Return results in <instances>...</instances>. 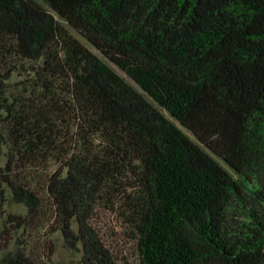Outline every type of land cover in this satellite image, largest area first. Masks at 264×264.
<instances>
[{
  "label": "trees",
  "instance_id": "trees-1",
  "mask_svg": "<svg viewBox=\"0 0 264 264\" xmlns=\"http://www.w3.org/2000/svg\"><path fill=\"white\" fill-rule=\"evenodd\" d=\"M101 212L138 264H264V0H0V264H119Z\"/></svg>",
  "mask_w": 264,
  "mask_h": 264
},
{
  "label": "rangeland",
  "instance_id": "rangeland-1",
  "mask_svg": "<svg viewBox=\"0 0 264 264\" xmlns=\"http://www.w3.org/2000/svg\"><path fill=\"white\" fill-rule=\"evenodd\" d=\"M66 26L70 29V31L75 34L76 36L80 37L84 43L95 53H97L100 56H103L102 53L96 49L95 46H93L90 42H88L85 38L79 36V34L69 27V25L66 24ZM117 71H119L122 75H127L115 64H112ZM128 78V77H127ZM129 79V78H128ZM181 127L189 133L196 141L197 138L184 126L181 125ZM58 167V164L53 163L52 168L55 169ZM7 214H24L27 212V207L23 203L16 202L8 192V201L6 204ZM4 219H0V231L4 227ZM98 224L101 227V230L106 234L108 240L114 244L115 249L117 250L119 256H120V262L119 264H138V254L136 250V240L131 237L130 229L128 228V225L122 222L121 220H118L114 214L111 212H101L99 218H98ZM31 235L29 237V240L31 243L30 245L38 247L39 244L40 247H45V252L48 255V260L46 262L48 264H83L82 263V255L83 253L81 251H77L69 249L66 245V242L64 240V236L61 231H58L56 234L53 235V242H54V251L51 255H49L48 252V242L45 240L44 231L32 229L30 230ZM20 233V232H19ZM44 235V236H41ZM34 240V241H33ZM33 241V242H32ZM14 243V239L12 240ZM13 243H11V247H13ZM32 243H34L32 245ZM37 249V248H36ZM7 253V249H1L0 250V258Z\"/></svg>",
  "mask_w": 264,
  "mask_h": 264
}]
</instances>
